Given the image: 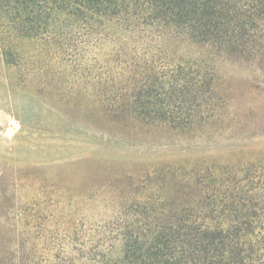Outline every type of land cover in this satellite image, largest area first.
Here are the masks:
<instances>
[{"label": "trees", "instance_id": "1", "mask_svg": "<svg viewBox=\"0 0 264 264\" xmlns=\"http://www.w3.org/2000/svg\"><path fill=\"white\" fill-rule=\"evenodd\" d=\"M231 64L264 80V0H0V76L11 97H76L64 103L70 114L129 125L131 144L137 133L164 143L166 129L224 135L234 117L221 68ZM230 157L158 162L103 198L117 204L98 227L72 224L67 241L26 243L22 256L264 264V162Z\"/></svg>", "mask_w": 264, "mask_h": 264}, {"label": "rangeland", "instance_id": "2", "mask_svg": "<svg viewBox=\"0 0 264 264\" xmlns=\"http://www.w3.org/2000/svg\"><path fill=\"white\" fill-rule=\"evenodd\" d=\"M221 71L234 117L224 135L166 129L164 143H157L136 130L134 144L127 140L133 136L129 125L118 126L91 111L70 114L64 103L76 97L60 102L58 95L11 97L0 76V264H29L27 252L22 256L26 243L67 241L65 230L72 224L95 229L105 211L116 209L117 202L103 198L118 195L125 178L138 180L158 162L219 160L230 154L239 162H264V80L253 68L237 64ZM119 133L128 136L126 141ZM38 264L47 263L40 259Z\"/></svg>", "mask_w": 264, "mask_h": 264}]
</instances>
